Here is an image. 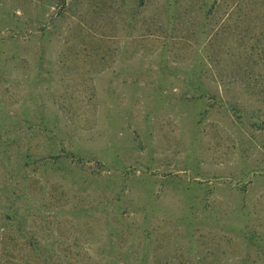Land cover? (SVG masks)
<instances>
[{
	"label": "rangeland",
	"instance_id": "374dc122",
	"mask_svg": "<svg viewBox=\"0 0 264 264\" xmlns=\"http://www.w3.org/2000/svg\"><path fill=\"white\" fill-rule=\"evenodd\" d=\"M8 138L19 264H264V0H0Z\"/></svg>",
	"mask_w": 264,
	"mask_h": 264
},
{
	"label": "trees",
	"instance_id": "16d2710c",
	"mask_svg": "<svg viewBox=\"0 0 264 264\" xmlns=\"http://www.w3.org/2000/svg\"><path fill=\"white\" fill-rule=\"evenodd\" d=\"M217 1L218 0H215V3ZM59 2L62 7H65L67 0H59ZM62 11H60V13H62ZM7 58L8 57H6V59ZM202 93L206 94L207 92L203 91ZM13 139L14 138H8L2 141L4 144V150L3 154H0V171L2 170L1 167L7 169L6 174H8L9 177H12V175L17 172H24L31 165V163H34L31 153L32 147L28 146L24 151V154L20 151V154H17L18 156H16L12 147L14 143H17L19 140ZM14 164L21 166L17 170L16 167H14ZM23 178L26 180L24 176ZM30 189L31 188L27 186L26 183L24 184V191L22 190L20 193L17 191L18 188L16 187L8 190V188L5 189L0 186V264H19L18 259L20 258L18 257L14 247L16 245H14V243H16V238L12 233V229L14 227H16L17 230L27 238L29 245L33 246V248L36 246L34 248L35 250L41 248L39 247L41 245V239L32 233L31 230L29 231L27 229V224L30 223V220L32 219L30 217L32 214H43L44 211H46V202L40 200L38 201L37 197L33 194V192L35 193L36 191H31ZM39 193H42V191L40 190ZM34 223L35 222L31 225L33 226ZM38 252L39 255H43L42 250H39ZM24 263L27 262L25 261ZM29 263L34 264L31 260ZM36 264H39V261Z\"/></svg>",
	"mask_w": 264,
	"mask_h": 264
}]
</instances>
